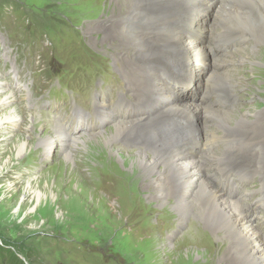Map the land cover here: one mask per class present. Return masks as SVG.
<instances>
[{
    "label": "rangeland",
    "instance_id": "1",
    "mask_svg": "<svg viewBox=\"0 0 264 264\" xmlns=\"http://www.w3.org/2000/svg\"><path fill=\"white\" fill-rule=\"evenodd\" d=\"M233 6L234 3L231 8ZM210 7L202 16L211 25L217 6L211 4ZM115 10V0H0V83L3 85L0 120L18 109L23 110L27 118L16 128L4 119L3 125L0 124V240L15 245L14 249L25 264H221L209 236L214 242L218 239L198 215L190 216L180 227L179 224L177 228L172 226L179 215L172 206H156L146 197L142 190L144 180L139 181L137 188L140 197L136 211H131L129 198L119 194L117 189L114 191L113 185L122 183L119 174L131 172L138 166L136 162L125 163L133 147L122 145V152L116 149L109 152L108 158L112 155L117 161V174L104 175L106 180L100 188L105 193L97 189L86 196L77 183L80 173L88 175L86 168L79 171L82 161L79 157L90 150L89 143H81L80 148L69 147L73 159H67L60 145L52 146L49 151L44 148L57 122L73 135L94 131L80 129L79 125L72 132L75 110L96 113V105L104 96L114 100L123 94L132 100L135 92L132 94L125 86L134 88L139 82H146V72L136 75L135 79L128 77L116 59L117 50L103 41L106 32L100 31L98 26ZM197 26L206 33L201 24ZM174 30L178 29L174 27ZM237 49L239 51H235ZM235 50L229 53L235 51L236 56L250 54L255 57L251 60L248 56L241 63L238 60L237 66L228 68L235 69L231 71L240 82L237 86L239 100L224 104L214 101L234 118L245 114L247 125L252 126L256 123L254 114L264 117V43L257 42L250 34ZM183 70L189 68L183 67ZM203 70L207 77L214 67L207 62ZM198 86L202 84H198L196 78L186 93L192 98L179 95L178 102L184 104L200 99L202 92L197 91ZM10 93L15 99L3 103ZM207 98L211 101L212 96ZM36 115L38 126L33 127ZM261 120L259 127L262 129L258 132L252 127L256 132L250 134L256 139L258 133L264 132V118ZM112 126L107 122L100 130L108 134ZM24 141L27 146L20 151L18 144ZM100 142L104 149L111 147L101 139ZM215 146L220 148L222 143ZM216 147L211 145L207 151L218 152ZM71 171L79 178H68ZM239 173H231L229 178L239 177ZM213 176L218 179V174ZM256 176L240 179L242 186L238 190L235 186V197L242 198L248 190L260 188L264 181L260 184L261 175ZM102 196L109 197L107 205ZM252 196L251 192V201L255 197ZM115 199L121 207L117 214L114 212ZM250 208L244 209L248 215ZM126 210L130 213L128 217H124ZM252 216L256 225H264L262 211ZM197 226L202 229L198 230ZM176 243L184 249L180 255L175 252L173 258H168ZM29 251H33L32 257L27 255Z\"/></svg>",
    "mask_w": 264,
    "mask_h": 264
},
{
    "label": "bare ground",
    "instance_id": "2",
    "mask_svg": "<svg viewBox=\"0 0 264 264\" xmlns=\"http://www.w3.org/2000/svg\"><path fill=\"white\" fill-rule=\"evenodd\" d=\"M115 1L114 14L98 27L100 31L106 32L103 41L117 50L116 59L128 77L133 76L135 79L136 75H143V72L148 75L146 82H139L134 88L125 86L132 94L135 92L131 95L132 100L143 109L131 111L118 107L111 110V105L100 98L96 110L103 124L106 121L112 123L110 133L105 134L100 130L103 124L81 125L82 121H79L78 124L82 126L80 129H91L94 133L73 135L66 131L62 123L57 122L44 148L49 151L52 146L60 145L67 159H73L68 148H80L81 143H89L90 150L79 157L82 160L79 171L86 168L88 175L80 173L79 178L71 171L68 177L79 178L77 184L86 196L97 189L105 193L100 188L106 180L104 175L117 174V161L112 155L108 158L109 152L115 149L122 152V145L133 147L127 153L125 163L136 162L138 166L131 172L119 174L122 183L113 185L114 191L119 190V194L126 198L135 195L128 199L131 211L138 208L140 195L137 188L139 181L144 180V195L150 197L156 206H172L175 214L179 215L172 226L179 224L180 227L190 216H199L203 225L218 239L215 243L209 236L213 252L221 259V264H264V225L259 228L261 225H256L252 216L260 208L264 211V132L258 133L257 139L250 135L262 129L259 126L264 117L254 114L256 123L249 127L245 114L234 118L222 109L224 106L219 107L214 101L224 104L239 100L240 82L231 71L235 69L228 68L237 66L238 60L241 63L248 56H251V60L255 57L250 54L234 55L239 49L221 56H215L216 52L213 51L216 44L241 38L246 40L250 34L255 36L257 42L264 43V0ZM211 4H216L217 11L210 25L202 13L208 11ZM197 23L204 27L206 37L199 38L198 32H203V29H197ZM174 27L178 30H174ZM207 62L212 64L214 70L205 77L203 69ZM183 67H188L190 71L183 70ZM182 72H188L189 86L193 87L196 78L198 84H202L197 88V91L202 92L200 99L184 104L178 102L179 95L181 98L178 92L189 91V86H178L168 78L173 73L177 75ZM2 89L0 83V91ZM207 96H212L211 101ZM14 99L15 95L10 93L3 103ZM160 102L162 106L159 108ZM4 117V121H10L14 128L27 119L21 109L11 111ZM37 118V115L34 116L33 127L38 126ZM100 139L112 148H102ZM220 142L222 146L216 147L217 143L220 146ZM211 145L218 152L207 151ZM26 146V141L20 142L18 149L24 151ZM192 146L194 150H190ZM238 171V178H229L231 173ZM216 174L218 179L213 176ZM258 174L261 175L260 188L248 190L242 198L235 197V186L237 190L242 186L240 179L247 175L255 178ZM251 192L255 196L252 201ZM102 198L107 205L109 197ZM116 202L117 199L114 201V212L117 214L121 207ZM248 208L251 210L249 215L245 211ZM129 214L127 211L124 217ZM197 227L198 230L202 229L201 226ZM182 249L183 245L176 243L168 258H173L175 252L180 255Z\"/></svg>",
    "mask_w": 264,
    "mask_h": 264
},
{
    "label": "trees",
    "instance_id": "3",
    "mask_svg": "<svg viewBox=\"0 0 264 264\" xmlns=\"http://www.w3.org/2000/svg\"><path fill=\"white\" fill-rule=\"evenodd\" d=\"M15 245L7 244L0 240V264H25V261L20 258L14 249ZM28 256H33V251H29Z\"/></svg>",
    "mask_w": 264,
    "mask_h": 264
}]
</instances>
